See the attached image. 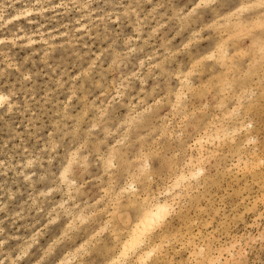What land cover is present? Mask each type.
Segmentation results:
<instances>
[{"label":"rangeland","instance_id":"1","mask_svg":"<svg viewBox=\"0 0 264 264\" xmlns=\"http://www.w3.org/2000/svg\"><path fill=\"white\" fill-rule=\"evenodd\" d=\"M0 95V264H264V0H0Z\"/></svg>","mask_w":264,"mask_h":264},{"label":"bare ground","instance_id":"2","mask_svg":"<svg viewBox=\"0 0 264 264\" xmlns=\"http://www.w3.org/2000/svg\"><path fill=\"white\" fill-rule=\"evenodd\" d=\"M2 99L3 96L0 95V101ZM166 201H162V202L157 201L158 203L154 202L156 203L154 205H152L153 203L149 205V201H148V204L147 205L145 204V206L142 208V213L140 214V217L138 218L137 222L131 227V230L128 233V238L125 239L124 245L122 246V250L119 251L121 252V256H122L121 258L127 255V253H131V251L133 252L134 250L139 248L144 243V241H147L145 239L149 238V236L152 235L151 233L152 230H154V227L156 228V225H158L160 222L164 220V218L167 215V212L169 211L168 202ZM117 256H119L120 258V255ZM121 258H120L121 260L120 263L122 264ZM114 259L115 262H111V263L113 264L119 263V259H117V257Z\"/></svg>","mask_w":264,"mask_h":264}]
</instances>
